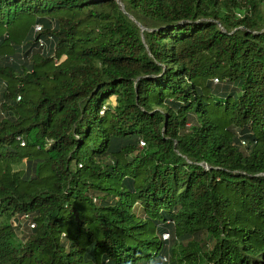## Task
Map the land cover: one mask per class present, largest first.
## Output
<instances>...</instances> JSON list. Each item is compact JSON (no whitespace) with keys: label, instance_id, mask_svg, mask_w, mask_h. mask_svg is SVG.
Returning a JSON list of instances; mask_svg holds the SVG:
<instances>
[{"label":"trees","instance_id":"obj_1","mask_svg":"<svg viewBox=\"0 0 264 264\" xmlns=\"http://www.w3.org/2000/svg\"><path fill=\"white\" fill-rule=\"evenodd\" d=\"M0 264H264V0H0Z\"/></svg>","mask_w":264,"mask_h":264},{"label":"built area","instance_id":"obj_2","mask_svg":"<svg viewBox=\"0 0 264 264\" xmlns=\"http://www.w3.org/2000/svg\"><path fill=\"white\" fill-rule=\"evenodd\" d=\"M34 30L35 32H39L41 30V26L40 25H35L34 26ZM37 44H38V47L41 48V49H44L45 46H46V43L44 42L43 39H38L37 40ZM17 140L20 141V146H24V142L21 140L20 137L17 138ZM242 144H244V142L242 141ZM21 226H23L24 224H27L30 228H33L34 227V224L30 221L28 215H23L21 218H20V221L18 222ZM17 223V224H18ZM168 234H164L163 235V239H168Z\"/></svg>","mask_w":264,"mask_h":264},{"label":"rangeland","instance_id":"obj_3","mask_svg":"<svg viewBox=\"0 0 264 264\" xmlns=\"http://www.w3.org/2000/svg\"><path fill=\"white\" fill-rule=\"evenodd\" d=\"M237 15H240V13L239 14H237ZM217 83V80L216 79H213V84H216ZM113 100V99H112ZM17 163H21L22 165L25 163L24 162V160H22V161H19V162H17ZM17 173L19 174V175H22V173H24V170L22 169V170H19V171H17ZM21 235H26L27 233H28V229H27V225L26 224H24L23 226H21ZM31 229V228H30Z\"/></svg>","mask_w":264,"mask_h":264},{"label":"clouds","instance_id":"obj_4","mask_svg":"<svg viewBox=\"0 0 264 264\" xmlns=\"http://www.w3.org/2000/svg\"><path fill=\"white\" fill-rule=\"evenodd\" d=\"M165 234H166V233H165ZM163 235H164V234H163ZM163 235H162V240H163V241H167V240H169V237H168V239H165V240H164V239H163ZM168 236H169V235H168ZM164 260H165V262H167L166 259H164Z\"/></svg>","mask_w":264,"mask_h":264},{"label":"water","instance_id":"obj_5","mask_svg":"<svg viewBox=\"0 0 264 264\" xmlns=\"http://www.w3.org/2000/svg\"><path fill=\"white\" fill-rule=\"evenodd\" d=\"M120 4V3H119ZM121 5V4H120Z\"/></svg>","mask_w":264,"mask_h":264}]
</instances>
